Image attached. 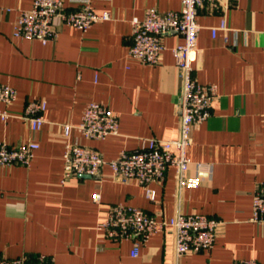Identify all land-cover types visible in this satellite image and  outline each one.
<instances>
[{
    "label": "crops",
    "instance_id": "crops-1",
    "mask_svg": "<svg viewBox=\"0 0 264 264\" xmlns=\"http://www.w3.org/2000/svg\"><path fill=\"white\" fill-rule=\"evenodd\" d=\"M65 1L67 9L80 6ZM32 3L0 0V83L18 92L11 116L0 119V139L40 143L30 166H0V256L45 253L52 264H232L241 258L264 264V223L251 220L253 191L264 183V0L205 2L198 8L195 75L203 84H216L218 93L211 116L194 127L188 174L197 173L194 162L211 164V171L200 174L198 186L180 187L170 166L163 182L152 184L155 200L136 180L114 178L109 165L98 176L63 181V124L73 125L71 141L95 148L105 159L138 149L149 137H178L181 79L170 48L179 37H167L169 49L155 65L128 53L134 17H143L149 7L178 10L181 1L94 0V8L110 11V19L86 31L56 19L58 36L46 44L13 35L19 10ZM223 20L228 29L212 36L211 28ZM31 100L47 102L38 132L25 118ZM90 101H103L117 114L118 135L91 139L81 134L76 125ZM97 190L101 203L92 199ZM120 202L158 219L178 213L218 217L215 245L177 257L174 232L167 227L133 256L131 240L118 243L97 227L107 209Z\"/></svg>",
    "mask_w": 264,
    "mask_h": 264
},
{
    "label": "built area",
    "instance_id": "built-area-1",
    "mask_svg": "<svg viewBox=\"0 0 264 264\" xmlns=\"http://www.w3.org/2000/svg\"><path fill=\"white\" fill-rule=\"evenodd\" d=\"M80 6L67 9L65 0H33L28 9H20L14 24L13 35L23 39H38L43 44L55 40L58 30L55 20L86 31L94 23L111 18L110 11H97L94 0H76ZM178 10L162 12L156 7L145 10L143 17H134L132 23V44L128 55L141 63L155 65L160 62L162 53L169 49L167 37L176 35L179 41L171 51L180 73L181 93L179 108V135L176 138L162 139L149 137L142 147L135 150L123 149L113 159H105L95 148L70 140L73 125L63 124L65 150L63 153V181L83 174L98 176L104 165H109L113 177L121 181L136 180L146 190L150 200H155L156 189L153 183L165 179L167 169L175 168L180 187H195L200 184V174L211 171V164L194 162L197 173L189 175L193 161L188 155L192 144L194 127L206 121L212 113L213 102L218 90L216 84L201 83L195 75L196 61L199 58L198 37L200 24L197 20L198 8L205 2L223 3V0H180ZM219 29L227 30L223 20L219 26L211 28L212 36ZM225 42H229L228 36ZM17 90L0 83V119L7 121L11 116L9 107L17 100ZM47 102L31 100L25 106V118L33 132L42 129L46 121L44 111ZM81 134L91 139H107L119 134L117 114L103 101L88 102L82 113L81 121L76 125ZM40 143L36 139L10 144L0 139V166H30ZM92 199L101 203L100 191H95ZM251 220L264 223V183L253 191ZM222 220L202 213H178L169 219H158L141 207L123 202L111 205L97 223L98 229L110 239L120 243L131 240V254L138 255L142 243L167 227L174 232V250L177 257L188 253H197L215 245L217 229ZM0 264H52L45 253L22 255L15 258L0 256ZM232 264H260L254 258L235 259Z\"/></svg>",
    "mask_w": 264,
    "mask_h": 264
},
{
    "label": "water",
    "instance_id": "water-1",
    "mask_svg": "<svg viewBox=\"0 0 264 264\" xmlns=\"http://www.w3.org/2000/svg\"><path fill=\"white\" fill-rule=\"evenodd\" d=\"M82 176H90V175H88V174H83Z\"/></svg>",
    "mask_w": 264,
    "mask_h": 264
}]
</instances>
